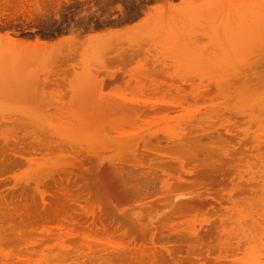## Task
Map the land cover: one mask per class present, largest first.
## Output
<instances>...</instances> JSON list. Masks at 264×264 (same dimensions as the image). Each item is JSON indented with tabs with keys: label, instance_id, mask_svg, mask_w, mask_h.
Segmentation results:
<instances>
[{
	"label": "rangeland",
	"instance_id": "374dc122",
	"mask_svg": "<svg viewBox=\"0 0 264 264\" xmlns=\"http://www.w3.org/2000/svg\"><path fill=\"white\" fill-rule=\"evenodd\" d=\"M0 36V264H264V0H0Z\"/></svg>",
	"mask_w": 264,
	"mask_h": 264
},
{
	"label": "bare ground",
	"instance_id": "6f19581e",
	"mask_svg": "<svg viewBox=\"0 0 264 264\" xmlns=\"http://www.w3.org/2000/svg\"><path fill=\"white\" fill-rule=\"evenodd\" d=\"M169 30H170V29H169ZM164 31H165V30H164ZM8 33H9V32H8ZM153 33H154V32H153ZM158 33H159V32H158ZM158 33H157V34H158ZM8 35H9V34H8ZM3 40L8 41V43H9V42H13L11 36H5V37L0 36V41H3ZM61 42H62V41H61ZM141 46H142V45H141ZM141 46H139V47L142 49ZM138 49H139V48H138ZM141 49H140V50H137V52H138V51H142V50L145 51L144 49H142V50H141ZM141 53H143V52H141ZM151 53H152V52H151ZM145 54H147V56H148V53L145 52ZM127 55H128V54H127ZM129 55H130V54H129ZM134 55H135V54H134ZM140 55H141V54H140ZM143 55H144V53H143ZM123 56H124V55H123ZM130 56H131V55H130ZM130 56H129V57H130ZM138 56H139V55H138ZM124 57H125V58H124ZM124 57H123V58L126 59L127 61H129L128 59H131V58H132V57H131V58H128L127 56H124ZM136 57H137V56H136ZM143 57H144V56H143ZM148 57H149V58H148L147 61H149L150 58H152V57H150V56H148ZM144 58H145V57H144ZM120 59H121V57H120ZM126 60H125V61H126ZM144 60H145V62L148 64V62L146 61V59H144ZM121 61L123 62L122 59H121ZM127 61H126V62H127ZM126 62H124V63H126ZM146 63H144V64L146 65ZM142 65H143V64H142ZM164 65H165V64H164ZM103 66H104V65H103ZM147 66H148V65H147ZM155 66H157V64H156ZM155 66H154V68H155ZM101 67H102V66H101ZM105 67H106V66H105ZM140 68H143V67L140 66ZM156 68H157V67H156ZM48 69H49V68H47V70H48ZM43 70L47 71L46 68L43 69ZM49 70H50V69H49ZM97 70H98V69H97ZM105 70H107V68H106ZM143 70H145V68H144ZM147 70H148V69H147V67H146V71H147ZM152 70H153V69H152ZM57 71H58V70H57ZM57 71L54 70V72H57ZM60 71H61V70H60ZM62 71H64V73L66 72L65 70H62ZM99 71H101V69L98 70L97 72H99ZM148 71H149V70H148ZM148 71L145 72V75L148 73ZM47 72H48V71H47ZM50 72L52 73L53 70L51 69ZM54 72H53V73H54ZM108 72H109V71H108ZM113 72H114V74H115V71H113ZM113 72L111 71L110 73L113 74ZM123 72H124V71H123ZM149 72H150V71H149ZM151 72H155V70H154V71H151ZM57 73H58V72H57ZM95 73H96V72H95ZM234 73H236V71H234ZM238 73H239V72H238ZM240 73H241V72H240ZM240 73H239V74H240ZM55 74H56V73H55ZM62 74H63V73L61 72L60 74L55 75V76H57V77H59L60 75H61V77H63V79H61V78L59 77L60 80H59L58 78H56L55 83L58 82L57 80H59L58 84H60L61 80H63L64 82L66 81V77H64V75L62 76ZM114 74H113V75H114ZM137 74H138V73H136V75H134V77L132 76L133 79H131V81H130V82H132V80H136V83H137V81H138V83H137L136 85L139 84V80H140L139 78H142V77H136V76L140 75V73H139L138 75H137ZM149 74H150V73H149ZM149 74H148V76H149ZM58 75H59V76H58ZM141 75H144V72H143ZM141 75H140V76H141ZM145 75H144V76H145ZM150 75H151V74H150ZM98 76H99V75H98ZM148 76H147V77H148ZM5 77H6V76H5ZM47 77H48V76H47ZM53 77H54V76H53ZM53 77H52V78L48 77L47 80H48L49 78H50V79H53ZM107 78H108V77H107ZM109 78H110V76H109ZM109 78H108V79H109ZM136 78H137V79H136ZM143 78H144V77H143ZM150 78H151V77H150ZM64 79H65V80H64ZM100 80H101V79H99V81H100ZM102 80H103V78H102ZM129 80H130V79H128V81H129ZM145 80H146V79H145ZM145 80H144V81L140 80V83H142V84L144 85ZM49 81H50V80H49ZM49 81H47V82L50 84ZM51 81H52V80H51ZM53 81H54V80H53ZM53 81H52V83H51L52 86H53V83H54ZM99 81H98V83H99ZM103 81H104V80H103ZM128 81H127V83H128ZM141 81H142V82H141ZM146 81L149 82L148 79H147ZM64 82L61 83V84H62V86H60L61 88L64 87V86H63V85H64ZM101 82H102V81H101ZM130 82H129V83H130ZM48 83H47V85H49ZM55 83H54V84H55ZM98 83H97V85L100 84V83H99V84H98ZM105 83H106V82H105ZM110 83H112V82H110ZM127 83H126V84H127ZM129 83L126 85L127 87H128V85H129ZM146 83H147V82H146ZM61 84H60V85H61ZM103 84H104V83H103ZM103 84H102V85H103ZM131 84H132V83H131ZM55 85H56V84H55ZM106 85H107V83H106ZM136 85H135V86H136ZM147 85H148V84H147ZM172 85H173V84H172ZM100 86H101V85H100ZM100 86H99V88H98L99 90H100ZM115 86H116V88L119 87V86L116 85V84H115ZM135 86H134V87H135ZM145 86H146V85H145ZM156 86H157V85H156ZM156 86H155V87H156ZM201 86H202V85H201ZM57 87H59V86H58V85L55 86L54 89H56ZM66 87H67V83H66ZM101 87H102V86H101ZM104 87H105V85H103V88H104ZM130 87H131V86H130ZM142 87H143V86H141V87L139 86V88H142ZM64 88H65V87H64ZM64 88H62V89L59 88V89H60V90H64ZM128 88H129V87H128ZM145 88H146V87H145ZM145 88H144V89H145ZM156 88H157V87H156ZM156 88H153V91H154L153 93H155ZM96 89H97V88H96ZM142 89H143V88H142ZM157 89H158V88H157ZM168 89H169V88H168ZM57 90H58V88H57ZM101 90H102V89H101ZM58 91H59V90H58ZM66 91L70 92L69 90L66 89V90H64V92H62V93L64 94ZM143 91H144V90H143ZM199 91H200V90H199ZM200 92H201V91H200ZM202 92H203V91H202ZM66 93H67V92H66ZM178 93H179V92H178ZM180 95H182V94H180ZM203 95H205V93H204ZM203 95H202V96H203ZM58 96H60V94H59ZM63 96H64V95H63ZM182 96H183V95H182ZM184 96H185V98H186V95H184ZM184 96H183V97H184ZM56 97H57V95H56ZM178 97H179V96H178ZM192 97H193V96H192ZM62 98H63V97H62ZM62 98H60V99H62ZM173 98H174V97H173ZM195 98H196V97L194 96V100H195ZM197 98L199 99L200 97H197ZM197 98H196V100H197ZM201 98H202V97H201ZM206 98H207V97H206ZM186 99H188V98H186ZM54 100H55V99H54ZM54 100H53V101H54ZM121 100L123 101V99H121ZM174 100H175V99H174ZM179 100H181V99H179ZM56 101H57V100H56ZM177 101H178V100H177ZM181 101H182V100H181ZM56 103H57V102H56ZM185 104H186V103H185ZM182 105H183V104H182ZM176 106H178V105H175V106H174L175 109H176V108H179L180 105H179L178 107H176ZM58 107H59V106H58ZM112 108H113V110H114V108H116V107H112ZM112 108H111V109H112ZM117 109H118V108H117ZM55 110H56V109H55ZM113 110H112V111H113ZM72 111H73V110H71V112H72ZM115 111H116V110H114V112H115ZM62 112H63V111H62ZM69 112H70V111H69ZM76 115H78V114L76 113ZM76 115H74V114L71 115V116L69 115L70 117H68V118H69L70 120H69L68 122H69V123H73V122H74V123H78V122H79L80 125H81V124L84 125V124H86V123L88 122V120L91 121V118H92V117H89V116L87 117V116H83V115H80V116H79V115L76 116ZM53 117H55V116H53ZM259 117H260V116H259ZM58 118H59V117H58ZM68 118H67V120H68ZM252 121H253V120H252ZM257 121H260L259 118L257 119ZM250 122H251V121H250ZM79 123H78V124H79ZM87 124H88V123H87ZM87 124H86V126H87ZM71 125H72V124H71ZM82 125H81V126H82ZM86 126H85L84 128H86ZM82 127H83V126H82ZM84 128H83V129H84ZM86 130H87V129H86ZM86 130H85V131H86ZM81 131H82V130H81ZM82 132H84V131H82ZM82 132H81V133H82ZM82 134H83V133H82ZM80 135H81V134H80ZM74 138H75V137H74ZM118 139H119V138H118ZM124 139H125V138H124ZM147 141H148V140H147ZM147 141H144L146 145L143 144V145H145L146 148H147V145H148ZM148 142H149V141H148ZM137 147H138V146H137ZM148 148H149V145H148ZM134 150H135V149H134ZM134 152H135V151H134ZM41 183H42V182H41ZM41 183H39V184H41ZM167 184H168V183H167ZM263 185H264V184H263ZM38 186H39V185H38ZM169 190H170V189L167 190V193H168ZM169 192H170V191H169ZM171 192H172V191H171ZM172 193H173V192H172ZM44 197H45V196H44ZM43 199H44V198H43ZM262 200H263V199H262ZM131 212H132V211H131ZM134 212H135V211H134ZM134 214H135V213H134ZM62 227H63V226H62ZM58 228L60 229V232H63V231L65 230V229H63V228H61V227H58ZM65 228H66V227H65ZM67 228H68V227H67ZM69 228H70V227H69ZM71 229H72V228H70L69 230H71ZM193 229H194V228H193ZM57 230H58V229H57ZM57 230H56V231H57ZM188 230H190V229H188ZM71 231H74V228H73V230H71ZM50 232H52V230H51ZM192 233H193V232H192ZM61 234L64 235L63 233H61ZM68 234H69V233H68ZM88 236H89V235H88ZM60 241H61V240H60ZM60 243H61V244H60ZM60 243H58V244L55 245V246H57V247H59V248H61V249H63V250H67V249H69V248L71 247V246H69V245H66L65 240H64L63 242H60ZM35 245H36V244H35L34 242H29V246H32V247L34 246V247H35ZM39 245H40V246H44V244H42V243L39 244ZM45 245H46V244H45ZM46 248H47V250H49V249H51V248H53V247L46 246ZM94 248H95V249H96V248H99L100 251H103V250L110 249V248H113V249H120V248H123V245H122L121 243H119V242H115V241H113V242H112V241H109V242H103V243H101V244H99V245H98V244H92V243H90L89 241H87L84 245L79 246V247L77 248V251H80V252L82 253L84 250H85V251H86V250L89 251V250H93ZM87 251H86V252H87ZM83 253H84V252H83ZM8 256H9V255H8ZM8 256H6V259H8V258H7ZM8 260H9V259H8Z\"/></svg>",
	"mask_w": 264,
	"mask_h": 264
}]
</instances>
